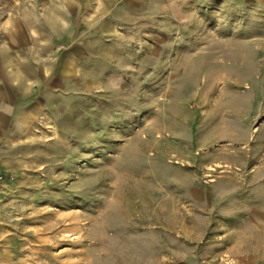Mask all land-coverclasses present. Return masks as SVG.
<instances>
[{
	"label": "rangeland",
	"instance_id": "rangeland-1",
	"mask_svg": "<svg viewBox=\"0 0 264 264\" xmlns=\"http://www.w3.org/2000/svg\"><path fill=\"white\" fill-rule=\"evenodd\" d=\"M111 1L0 0V264H264V0Z\"/></svg>",
	"mask_w": 264,
	"mask_h": 264
},
{
	"label": "crops",
	"instance_id": "crops-1",
	"mask_svg": "<svg viewBox=\"0 0 264 264\" xmlns=\"http://www.w3.org/2000/svg\"><path fill=\"white\" fill-rule=\"evenodd\" d=\"M111 2H112L111 0H101L100 4L97 5L100 8L99 9H95L96 6L91 4L92 1L89 0L90 4L88 6L92 9V11H90L91 10L90 9L89 12H90V14L92 12L93 17L95 18V21H98V23H99L98 26L97 25L94 26L93 30H94L95 33L97 32V35H99V37H103L100 34H103V32L106 30V25L102 24V23H106V21H105L106 17H108L109 15H111V13H113V10L111 9L112 8ZM119 9H120L119 6H118V8H115L114 9L115 13H120Z\"/></svg>",
	"mask_w": 264,
	"mask_h": 264
}]
</instances>
